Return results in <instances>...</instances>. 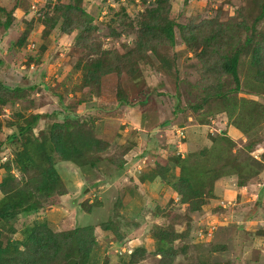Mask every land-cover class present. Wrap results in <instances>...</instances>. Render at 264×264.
Returning <instances> with one entry per match:
<instances>
[{"label":"rangeland","instance_id":"obj_1","mask_svg":"<svg viewBox=\"0 0 264 264\" xmlns=\"http://www.w3.org/2000/svg\"><path fill=\"white\" fill-rule=\"evenodd\" d=\"M16 3L0 0L5 10L0 11V80L10 88L20 87L22 95L0 104V182L9 174L16 181L33 174L24 173L16 163L23 139H8L19 133V126L26 124L24 117L31 114L39 117L25 131V140L70 118L84 121L108 146L94 167H80L54 155L65 194L43 199L38 211L1 220L3 241L24 250L22 243L40 223L54 232L91 225L95 245L86 260H76L79 264H161L154 233L163 227L177 233L188 230L185 238L174 242L176 247L184 245L186 252H179L172 264H264V206L259 210L264 204V95L242 87L232 95L233 107L218 108L213 101L193 109L203 94L195 86L200 79L199 47L185 44L177 27L174 45L161 49L163 59L149 53L148 63L133 76L111 73L98 85L84 87V68H77L76 62L86 60L85 51L74 44L75 32L63 34L56 26L41 36L40 18L51 12L47 0ZM153 3L82 0L81 6L97 25L92 40L102 49L121 53L133 46L135 20ZM170 4V16L178 24L242 15H247L250 27L256 23L252 0H170ZM6 11L13 12L7 28ZM29 20L33 29L19 46ZM110 29L118 36L110 35ZM255 29L264 31V20ZM248 72L249 56L239 70L243 83L251 82ZM120 88L135 105L118 102ZM180 164L187 167V176L193 172L204 183L198 211L187 212L180 201ZM161 170L165 178L158 175ZM243 176L251 178L249 191L237 183ZM108 221L113 231L102 229Z\"/></svg>","mask_w":264,"mask_h":264},{"label":"trees","instance_id":"obj_2","mask_svg":"<svg viewBox=\"0 0 264 264\" xmlns=\"http://www.w3.org/2000/svg\"><path fill=\"white\" fill-rule=\"evenodd\" d=\"M21 1L17 0L16 4H21ZM252 1L257 9L254 16V22L257 23L264 20V0ZM81 2L82 0H47L51 12H45L40 22L43 24L41 36L44 37L56 26L63 34L75 32L74 44L85 51L86 60L82 64L80 61L76 62L77 68H84V87L98 85L103 76L111 73L118 76L123 73L133 76L140 70L141 64L148 63L149 53L154 54L158 60L163 59L161 49L174 45L176 38L174 30L177 27L185 44L199 47L196 58L200 66L196 72L200 79L195 86L203 94L201 101L192 105L193 109L201 108L203 102L205 104L213 101H216L218 108H229V105L233 107L235 100L230 101L236 96L232 95L237 94L242 87L248 89L250 93L264 95V31H257L256 23L250 27L247 15H242L241 19L234 17L227 21L213 17L199 21L191 19L185 24H178L170 16V0H154V3L146 6L135 20L136 38L133 46L119 53L116 49H102L99 42L92 40V33L97 30V25L93 22L95 19L82 8ZM0 11L5 13L3 8H0ZM6 14L3 22L5 28L13 21V12L6 11ZM32 22L33 20H29L27 29L19 36V46L24 44L27 33L33 29ZM109 33L118 36L113 29H110ZM256 33H259L258 40L254 39ZM44 50L43 44L40 51ZM248 56V76L251 82L248 83L246 79L245 85L240 79L239 70L244 66V59ZM225 77L227 81L223 82L222 79ZM121 90L120 88L116 93L118 102L129 106L135 105L129 102L128 96ZM21 96L20 87L10 88L0 80V104L4 105ZM250 103L254 106L259 105L255 100ZM38 117L39 114L24 117L25 126H19V133L11 134L8 138L13 140L18 136L23 139L22 146L16 154V163L24 173L31 171L33 174H29L21 181H16L13 174L2 179L0 221L38 211L43 206L41 202L43 199L65 194L64 185L54 167V155L80 167H94L101 160L100 153L107 149V142L97 138L84 121L70 118L62 122H53L47 131H41L39 135L30 136L32 138L25 140V131L31 130ZM117 166L121 167L123 164L119 163ZM180 166L182 174L177 184L180 201L186 204L187 212L198 211L203 204L204 183L197 177L194 178L193 172L187 176L185 173L187 167L181 164ZM5 169L10 170L9 166ZM163 169L167 171V166L165 165ZM164 170L158 172L161 178H165ZM251 170L252 173H257L258 169L252 167ZM249 179H251L249 176H243L237 183L244 186L249 183ZM185 220L188 223V219ZM113 228L110 221L102 223L104 230L113 231ZM156 231L154 237L161 256L160 262L172 264L179 252H186L184 245L176 247L174 242L180 237L185 238L188 230L177 233L159 227ZM22 244L25 245L24 250L18 245L4 242L0 232V264H79V261L86 260L93 250L95 237L91 225L65 232H54L40 223L32 227Z\"/></svg>","mask_w":264,"mask_h":264},{"label":"crops","instance_id":"obj_3","mask_svg":"<svg viewBox=\"0 0 264 264\" xmlns=\"http://www.w3.org/2000/svg\"><path fill=\"white\" fill-rule=\"evenodd\" d=\"M247 186H248V185H244L243 187L246 188V191H249L250 188H248ZM250 186H251V184H250ZM241 206H242V205H241ZM261 206H262V207H261ZM261 206H260L259 210H260L261 208H263L264 204H261ZM245 207H247V206H245ZM243 221H244V220H243ZM247 223H249V221H248ZM249 229H250V228H249Z\"/></svg>","mask_w":264,"mask_h":264}]
</instances>
